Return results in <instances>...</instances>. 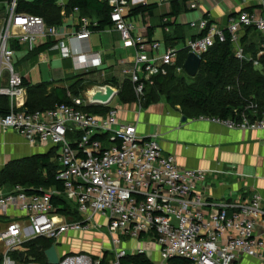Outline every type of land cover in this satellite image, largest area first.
I'll return each mask as SVG.
<instances>
[{"label":"built area","instance_id":"obj_1","mask_svg":"<svg viewBox=\"0 0 264 264\" xmlns=\"http://www.w3.org/2000/svg\"><path fill=\"white\" fill-rule=\"evenodd\" d=\"M106 1L111 7L110 28L124 46L134 48L130 81L141 109L146 82L152 84L156 76L167 75L169 67L177 76L183 74V67L176 63L178 49L148 40L136 31L126 19L134 0ZM16 5L17 0H7L0 13V97L7 99L4 112L0 105V131L20 134L31 147L56 150L60 164L56 177L63 183L62 196L71 212L57 211L52 203L53 194H59L56 190L28 194L20 184L0 188V216L7 218L0 227L2 264H40L27 256L25 242L44 237L55 244L70 232H88L101 226L93 222L96 215L107 218L105 227L114 245L121 242V237L153 233L162 260L178 256L188 264H234L248 257L264 264V204L259 194L210 200L200 187L204 170L181 168L174 155L162 149L156 134L140 135L136 126L121 120L117 108L109 104L105 114H95L77 108L86 100L73 97V105L26 111L27 91L24 76L14 69V45L32 47L48 36L57 37L58 30L46 25L39 15L18 12ZM73 9L79 10L76 6ZM96 25L83 16L79 30L67 41L56 40L60 55L71 58L76 71L100 66L98 53L87 45L91 28ZM191 26L198 35L184 46L188 52L201 58L216 41L229 39L237 59L252 60L253 66H259L258 60L245 54L240 39L242 31L252 28L260 34L264 46V5L229 15L224 26L206 17L191 22ZM5 72L7 85L3 86ZM255 108L254 103L246 107L253 117L245 109L239 119L198 118L229 128H264V113L259 115ZM97 134H107V138L100 140L94 137ZM55 248L59 259L56 264H98L87 253L60 254ZM19 252H23L22 259ZM141 252L139 249L137 253ZM125 255L124 249L117 250L118 264Z\"/></svg>","mask_w":264,"mask_h":264},{"label":"crops","instance_id":"obj_2","mask_svg":"<svg viewBox=\"0 0 264 264\" xmlns=\"http://www.w3.org/2000/svg\"><path fill=\"white\" fill-rule=\"evenodd\" d=\"M6 2L7 0L0 1V13L4 12ZM150 3H156L152 12L131 16L130 9L143 5L142 0L132 1L126 19L132 22L136 31L142 33L146 39L159 40L165 46H174L182 50L188 40L198 35L191 22L206 17L224 26L229 15L236 14L242 9L264 5V0H190L176 16L169 15L170 0L161 2L147 0L145 4ZM81 17L83 15L80 10H74L69 0H53V3L48 5L43 20L46 25L57 27L58 36L54 38L48 36L32 47L14 45L15 60L40 55L41 59L49 61L53 72V78L48 81L51 86L67 87L82 76L86 84H111L119 89L124 80H130L134 48L124 46L118 33L113 31L110 25L100 30L91 28L88 36L89 49L97 52L100 57L99 67H90L79 72L74 69L71 58L60 55L56 40L67 41L68 36L79 30ZM85 17L97 22L94 16ZM241 35H246L244 38L247 43L252 40L258 42L256 32L244 30ZM48 41L52 42L49 47L38 49ZM184 59L180 52L177 53L178 66H182ZM170 69L171 67L168 68ZM88 74L92 75L88 77L89 79L86 77ZM24 78L30 82L26 76ZM116 100L118 104L109 105L117 108L118 117L133 123L140 135L156 134L162 149L174 155L181 168L205 171V179L200 187L210 200H231L257 193L264 204V128L255 130L229 128L218 122L200 120L198 116H186L179 105L169 104L165 97L157 98L141 109L134 100L130 102ZM0 138L6 145L29 147L30 150L40 148L29 146L20 134L13 131H0ZM93 222L101 226L93 227L88 232H70L56 240L54 245L59 253L83 252L97 260L98 264H118L117 250L124 249L126 254H135L141 249L151 263L171 264L169 260L161 259L153 233H144L138 238L121 237V242L114 245L105 227L107 218L96 215ZM234 264L259 263L243 257Z\"/></svg>","mask_w":264,"mask_h":264},{"label":"trees","instance_id":"obj_3","mask_svg":"<svg viewBox=\"0 0 264 264\" xmlns=\"http://www.w3.org/2000/svg\"><path fill=\"white\" fill-rule=\"evenodd\" d=\"M1 1V0H0ZM190 0H170V16L179 14L182 7ZM71 7H78L81 15L94 16L97 19V25L93 29H104L110 25L109 13L111 7L106 0H69ZM53 0H17L16 10L18 12H26L39 15L45 18V11ZM156 3L143 4L129 10V15L135 16L147 12H152ZM249 9V8H247ZM255 32L252 28H247L246 32ZM256 34H258L256 32ZM245 36L240 41L244 47V52L252 59L258 60L259 68L253 66L252 60H239L235 57L233 47L227 39L225 42L216 41L201 57V63L195 76H199L203 81L199 86L184 85L179 94H172V91L166 92L165 99L171 105H179L182 113L186 116L207 115L219 118L239 119L240 114L246 109L249 103L256 104L255 111L261 115L264 113V46H262V37L258 34V42L252 40L246 42ZM47 44L39 47V50L49 47ZM259 51H261L259 53ZM182 57H186L188 50L186 47L178 50ZM178 64V63H177ZM174 69L168 70L165 76L158 75L154 78V82L145 83L144 87V103L148 106L154 101V94L161 95L164 93L163 85L167 82L172 83L177 79ZM183 75H186L183 72ZM226 79H232L230 81ZM26 86L27 97L25 109L27 112L46 111L53 109L59 104L73 105V97L84 98L83 92L87 89L88 83L84 77H78L72 84L67 87L51 86L48 81L38 83H30L23 78ZM181 83V82H180ZM224 85V89L233 86V92L236 97L242 101L241 108L234 109L223 99L215 96L219 91V86ZM231 88V87H230ZM73 96V97H72ZM117 98L121 102H130L135 100L133 84L129 79L123 81L120 86ZM235 100V99H234ZM6 97H0L1 111L6 110ZM233 103V102H232ZM77 108L95 114H105L109 110L108 105H81ZM193 112L191 114L190 112ZM248 116H252L249 109H246ZM100 140H105L107 134H97L94 136ZM57 156L55 149L44 154H34L32 156L23 157L22 159L12 160L8 162L0 171V188H10L15 184L23 186L28 194L41 193L46 190H56L58 195L53 194L52 203L58 212L69 214L70 206L66 203L62 196L63 183L59 180L57 170L60 168L59 162L52 163L51 155ZM74 213V212H73ZM53 241L44 237H36L24 243L25 252L28 257L35 259L40 264H46L43 251L48 248ZM171 264H188V260L183 257L174 256L168 259ZM0 264H2V256L0 254ZM119 264H152L148 258L141 252L135 254H127L119 259Z\"/></svg>","mask_w":264,"mask_h":264},{"label":"rangeland","instance_id":"obj_4","mask_svg":"<svg viewBox=\"0 0 264 264\" xmlns=\"http://www.w3.org/2000/svg\"><path fill=\"white\" fill-rule=\"evenodd\" d=\"M257 39L259 38L257 37ZM259 67L260 66L256 68H259ZM14 69L21 75L26 76L30 80V82L49 81L50 79L53 78L52 67L49 64V61L46 62L45 59H41L40 55H35L33 58H30V59H22V60L17 59L16 62L14 63ZM116 69L118 70V68ZM118 75L121 76V74H118ZM90 76L92 77L91 74H88L86 77L88 78ZM181 77H182L181 80L177 79L175 82L165 83L163 85L164 93L161 94L162 96H159L158 94H154V99L165 97L166 92H169V91L171 92L174 88L175 90L172 91V94L176 95V94L181 93L180 90L183 89L182 88L183 84L197 87L203 81V79L199 78V76L190 77L187 74L186 75L182 74ZM122 79H124V76H122ZM226 80L230 81L232 79H226ZM233 86H230L231 88L228 87L227 89L226 88L224 89V85L222 86L220 85L219 91L217 92L215 96L223 99L224 101L232 105V107L234 106V109L241 108L243 103L242 101L240 102L238 97L234 95L233 88H232ZM88 87H89L88 85L85 86V88H88ZM116 99L118 98L115 97L110 102L113 106L119 103L118 100ZM134 102L139 108V104L136 102V100H134ZM143 103L144 101H142L141 107H144ZM190 113L193 114L192 111ZM52 149L54 148L40 147V148H34L30 150L29 147H20L19 145H15V146L6 145L2 143V139L0 138V171L8 162L12 160L22 159L23 157L32 156L34 154H44ZM50 160L52 163H57V156L55 155V153L51 155ZM1 189L6 190L7 188H1ZM6 219L7 218L0 216V221H1L0 227L2 226V222H4ZM1 251H2V245L0 243V254H1Z\"/></svg>","mask_w":264,"mask_h":264},{"label":"water","instance_id":"obj_5","mask_svg":"<svg viewBox=\"0 0 264 264\" xmlns=\"http://www.w3.org/2000/svg\"><path fill=\"white\" fill-rule=\"evenodd\" d=\"M201 63V58L195 55L192 52H188L182 67L185 73L193 77L199 70ZM7 73L5 72L3 77L4 81L2 82L3 86L7 85ZM118 89L111 84H91L89 87L83 92V96L86 100V104L88 105H108L111 100L117 95ZM44 256L46 258L47 264H56L58 262V255L56 252V248L54 244H51L44 251ZM18 256L20 259L23 257V252H19Z\"/></svg>","mask_w":264,"mask_h":264}]
</instances>
